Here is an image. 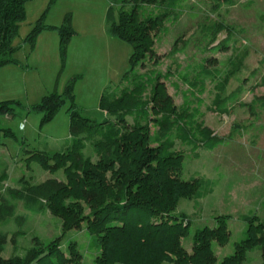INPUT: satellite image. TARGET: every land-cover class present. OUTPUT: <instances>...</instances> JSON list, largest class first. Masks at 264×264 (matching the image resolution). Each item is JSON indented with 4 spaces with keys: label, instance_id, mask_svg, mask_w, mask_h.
Masks as SVG:
<instances>
[{
    "label": "rangeland",
    "instance_id": "1",
    "mask_svg": "<svg viewBox=\"0 0 264 264\" xmlns=\"http://www.w3.org/2000/svg\"><path fill=\"white\" fill-rule=\"evenodd\" d=\"M112 1L115 0L26 2V18L20 23L13 41L20 47L12 55L26 66V75L19 76L17 81L25 86L28 99L22 95L19 101L29 106L55 87L62 92L71 76L80 74L74 86V102L82 116L99 122L108 117L99 107L104 91L117 93L134 75L159 72L172 97L175 113L170 116L169 132L154 140L152 146L162 144V154L179 156L178 177L181 181L204 176L216 183L213 191L204 198L197 200L192 190L180 196L171 213L188 226L186 234L181 237V244L188 252L197 228L216 225L217 217L226 221L230 231L226 242L219 245L212 241L214 264H220L225 256L233 253L234 244L246 236L249 224L264 223V111L257 110L253 117L247 106L255 95L264 94V86L258 84L264 74V0H233L220 8L215 7L212 0H182L173 9L175 14L169 15L156 33L155 55L150 59L147 56L143 66L137 63L127 79H123V74L130 67L132 46L111 36L108 31L106 14ZM115 4L117 10L120 2ZM162 5V0H153L141 7L145 12L158 13L163 9ZM44 11L43 22L57 26L64 22L67 13L71 15L75 34L67 43L64 62L57 30L40 32L32 50L24 42V37ZM212 21H222L230 27L232 36L226 47H213L226 36V31L220 32L213 44L201 40L198 26ZM183 41L187 43L186 47L173 54V45L181 48ZM242 53L245 57L241 68L230 74V59ZM199 66L209 70L210 74L199 73ZM0 73L1 95L4 85L14 83L15 78ZM222 83L224 88L219 91ZM238 87L241 88L236 98L228 99L230 113H217L212 102L215 96L227 97ZM149 89L148 85L142 93L144 97L149 95ZM4 96L7 95H2L0 101L7 98ZM69 104L66 101L53 119L43 124L42 113L37 111L24 114L16 110L18 114L13 117L0 116V127L12 132L11 135L0 132V173L5 169L8 174L0 192L6 186L21 189L48 177L65 178L60 165L48 170L37 159L28 157L37 150L51 154L62 152L69 146ZM109 118L116 122V118ZM157 118L160 115L150 109L147 114L125 116L129 125L135 122L146 125L149 134L155 137L159 135ZM178 125L186 129V137L182 130H176ZM205 128L218 136H227L231 132L232 138L214 148L203 147L201 138L203 135L206 138L209 133ZM85 153L96 158L89 145ZM72 197L69 195L65 199ZM9 200L16 204L15 214L23 218L16 220L0 216V230L9 236L0 253L2 258L23 256L28 250L56 240L63 256L72 259L67 264H97L94 258L99 248L95 234L86 228L84 221L71 223L48 206L39 213H28L20 201ZM81 205L87 212L85 204ZM4 211H8L7 208L4 207ZM14 232H17L15 243L10 240ZM262 261V249L256 244L245 251L239 264H262Z\"/></svg>",
    "mask_w": 264,
    "mask_h": 264
},
{
    "label": "trees",
    "instance_id": "2",
    "mask_svg": "<svg viewBox=\"0 0 264 264\" xmlns=\"http://www.w3.org/2000/svg\"><path fill=\"white\" fill-rule=\"evenodd\" d=\"M28 0H0V67L14 63L22 64L13 58V53L20 46L13 43L19 32L20 23L26 18L25 5ZM153 0H115L107 9L108 31L114 36L132 46L129 56L130 67L123 74L127 79L137 63L144 65L145 59L155 55L154 42L157 31L163 21L182 0H162V11L158 13L145 12L141 5ZM215 7L229 5L233 0H212ZM120 2L118 9L115 3ZM46 11L36 20L34 26L24 37L32 50L36 38L43 30L55 29L59 35V50L64 62L67 43L75 34L72 29L71 15L67 13L60 25H49L43 22ZM202 41L213 44L220 32L226 31V36L213 44L214 48L226 47L232 36L228 25L222 21L202 23L198 26ZM173 45V54L185 48ZM245 53L237 54L230 59V74L238 71ZM64 63H62L63 67ZM198 72L210 74V71L199 66ZM157 71L134 75L129 84L126 83L116 93H102L99 107L108 116L96 122L82 116L75 104L74 86L80 78L75 74L66 82L63 91L55 87L43 95L37 103L25 106L17 99L0 101V116H15L16 110L28 114L32 111L42 113L41 124L53 119L57 111L66 101L69 116V132L71 141L62 152L47 153L37 150L28 158L37 159L40 164L50 170L62 167L64 179L48 177L45 180L24 187L10 188L6 186L0 192V216H9L16 220L23 218L15 214L16 204L11 200L20 201L26 212L39 213L45 207L60 215L71 223L85 222L86 228L95 234V243L99 253L94 261L97 264H214L215 255L212 241L224 244L229 236L226 221L216 218V225L197 228L193 233L191 251L188 252L181 244V237L186 234L188 226L171 213L180 196L192 190L195 198H204L213 191L215 181L204 176L190 181L179 179L180 158L176 155L162 154L164 146H152L157 138L164 137L170 130V116L175 113L172 97L166 90L164 81ZM59 75L56 79L58 81ZM163 78V77H162ZM186 80L185 77H183ZM264 86V74L258 83ZM149 95H142L147 86ZM220 85L219 91L223 90ZM241 87L233 90L227 97L216 95L213 107L219 114H229L228 99H235ZM147 100H146V99ZM159 114V130L156 137L149 134V128L138 122L129 125L126 115L147 114L149 109ZM251 116L257 115V110L264 111V94L255 95L247 104ZM110 117L116 118L112 122ZM176 130L186 129L178 125ZM209 132V128H205ZM4 135H11L10 129L1 128ZM155 137V139H154ZM232 138L208 133L201 138L200 145L214 148L226 143ZM89 145L96 158L91 153H85ZM8 179L6 170L0 173V188ZM72 195L71 198L65 197ZM77 198V199H76ZM64 200V201H63ZM56 202V203H55ZM88 208L84 212L83 206ZM56 206V207H55ZM4 207L8 211H4ZM85 208V207H84ZM28 212V213H29ZM27 214V213H26ZM156 217L157 220H153ZM264 223L249 224L246 236L234 244L232 254L225 256L220 264H239L245 251L256 244L262 249V264H264ZM17 232L10 240L15 243ZM7 232L0 230V253L7 243ZM56 240L43 247L26 251L23 256L13 255L9 258L0 256V264H67L71 258H65ZM51 257L53 260H51ZM48 260V263L45 261Z\"/></svg>",
    "mask_w": 264,
    "mask_h": 264
},
{
    "label": "crops",
    "instance_id": "3",
    "mask_svg": "<svg viewBox=\"0 0 264 264\" xmlns=\"http://www.w3.org/2000/svg\"><path fill=\"white\" fill-rule=\"evenodd\" d=\"M49 25H51V24H49ZM25 68H26V66H24L23 64H14V63L6 64V65L0 67V72H2V74H5L6 76L10 74V75H12L13 78H15L14 83L4 85L3 89H1L2 94L0 95V97H2V95L6 94L7 96H4V97H7V98H5V100L6 99L7 100L8 99H14V98L15 99L17 98L19 100V98L22 99V97H23L22 95H25V100L28 99V96H27L28 91H26V89L24 88L25 86H23V84L21 85L20 81L19 82L17 81V78L19 76L26 75L24 73V71H26ZM80 77H81V75H80Z\"/></svg>",
    "mask_w": 264,
    "mask_h": 264
}]
</instances>
